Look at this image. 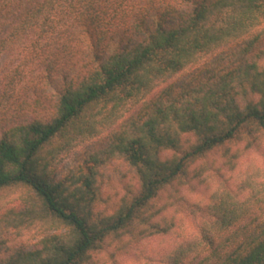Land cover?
<instances>
[{"label":"trees","instance_id":"obj_1","mask_svg":"<svg viewBox=\"0 0 264 264\" xmlns=\"http://www.w3.org/2000/svg\"><path fill=\"white\" fill-rule=\"evenodd\" d=\"M1 19L0 54L10 44H63L77 28L90 62L63 76L48 117L2 130L0 195L27 198L0 216V264H102V252L112 258L166 233L173 220L158 218L170 207L208 217L189 264H264V169L246 173L239 190L218 187L204 208L180 193L221 171L210 155L231 168L264 141V0H0ZM116 34L122 43L106 55ZM42 63L58 75L52 60ZM133 98L141 105L128 114ZM112 126L82 167L57 178L62 152ZM113 160L133 168L137 186L109 212L97 209L99 177ZM40 223L56 232L3 256L12 229ZM180 253L168 263L180 264Z\"/></svg>","mask_w":264,"mask_h":264},{"label":"rangeland","instance_id":"obj_2","mask_svg":"<svg viewBox=\"0 0 264 264\" xmlns=\"http://www.w3.org/2000/svg\"><path fill=\"white\" fill-rule=\"evenodd\" d=\"M3 24L4 20L1 19L0 37L5 33ZM262 24L264 25V23ZM66 34L69 38H66L63 44L49 45L43 42V45L35 50L27 44L23 46L10 44L0 54V138L2 130L9 126L36 116L48 117L50 106L55 98L57 88L63 81V76L67 74L71 78L87 69L88 62H90V58L87 56L89 54L88 42H81L82 34L77 28L66 29ZM121 43V34H116L104 49L105 54L112 53ZM47 57L59 67L58 75L52 73V78L48 76V71L42 63ZM37 99L41 102V106L35 105L34 102ZM140 105V101L135 98L124 103V107L129 109L128 114L136 111ZM114 128L112 126L94 136L75 140L69 150L58 156L57 166L54 170L57 178L64 177L71 171L82 167L85 158L90 153L100 149L108 142L110 132ZM236 148L242 149L243 144L240 143L239 146L234 147V149ZM210 156L214 159L215 164L222 168L221 171L218 174L207 175L206 185L198 186L195 190L182 187L180 191L184 198L190 203L198 204L200 208H204L208 204L210 194L218 187L228 186L239 190L240 180L246 173L254 172L259 168L264 169V141H262L259 150H242L235 166L231 168L222 165L223 160L220 158L219 152ZM100 173H102L99 177L102 200L97 209H105L110 212L130 186H137V181L133 168L123 160H113L101 168ZM242 193L240 194L242 195ZM26 195L22 190H10L4 196L0 195V216L6 214L10 209L23 208ZM162 218L172 219L175 225L166 233L156 234L136 243L128 252H116L112 258H110L109 251L102 252L100 255L102 264H169V254L176 249L181 252L182 261L180 260V264H189L191 258L200 252V247L197 245L199 225L205 222L208 217L201 212L193 216L170 207L165 209L158 219ZM12 231L10 239L3 247V256L18 250L36 248L41 238L56 232L48 225H41V223L19 232L13 229Z\"/></svg>","mask_w":264,"mask_h":264}]
</instances>
